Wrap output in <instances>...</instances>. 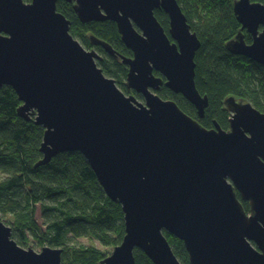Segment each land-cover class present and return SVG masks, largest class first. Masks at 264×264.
Listing matches in <instances>:
<instances>
[{
  "label": "water",
  "instance_id": "1",
  "mask_svg": "<svg viewBox=\"0 0 264 264\" xmlns=\"http://www.w3.org/2000/svg\"><path fill=\"white\" fill-rule=\"evenodd\" d=\"M59 2L74 4L82 23L117 25L132 57L95 36L91 44L127 66L125 86L144 103L98 67L102 58L74 38ZM234 13L242 28L229 51L264 66V4L237 0ZM200 48L178 0H0V88H13L19 117L45 129L37 166L80 153L122 207L125 236L101 264H136L137 250L153 264H182L165 232L184 243L189 264H264V113L231 96L229 129H207L158 94L164 85L205 118ZM12 237L0 219V264H63L62 249L38 253Z\"/></svg>",
  "mask_w": 264,
  "mask_h": 264
},
{
  "label": "trees",
  "instance_id": "2",
  "mask_svg": "<svg viewBox=\"0 0 264 264\" xmlns=\"http://www.w3.org/2000/svg\"><path fill=\"white\" fill-rule=\"evenodd\" d=\"M29 3L31 0H24ZM237 0H178L188 19L191 30L200 42L197 52L196 85L201 95L209 98V107L204 119L197 109L182 95L163 88L159 95L164 100L175 101L189 116L198 120L207 129L215 128V122L229 129L230 113L225 106L228 97L251 103L264 113V66L245 57L234 56L227 44L235 39L242 26L234 13ZM264 4V0H252ZM58 11L71 22V34L79 38L86 49H92L90 37L95 36L110 43L120 54L131 57L132 51L122 42L117 25L111 21L82 23L73 4L58 3ZM156 17L166 31L169 17L156 10ZM86 34V36H85ZM251 44L253 38L244 32ZM90 35V36H88ZM97 48V47H96ZM102 54H107L100 47ZM100 61L104 72L116 74L118 83L128 74L127 66L120 59ZM113 69V70H112ZM124 89L126 87L124 86ZM22 106L13 88H0V211L16 217L12 228L24 233L26 229L38 230L34 220L35 209L42 204L47 221L45 242L50 248L62 249L63 264H101L109 255L95 247L69 248L70 236L102 241L108 246L121 245L125 236L124 214L121 205L111 201L103 191L95 172L80 153H64L48 165L37 166L43 159L40 151L45 129L26 122L18 115ZM246 210L249 205L243 203ZM165 235L182 264H189V255L184 243L165 232ZM116 238V239H115ZM19 246L25 242L18 241ZM68 247V248H67ZM68 250H71L70 253ZM136 264H153L141 251L135 252Z\"/></svg>",
  "mask_w": 264,
  "mask_h": 264
},
{
  "label": "rangeland",
  "instance_id": "3",
  "mask_svg": "<svg viewBox=\"0 0 264 264\" xmlns=\"http://www.w3.org/2000/svg\"><path fill=\"white\" fill-rule=\"evenodd\" d=\"M86 36V34H85ZM90 36V35H88ZM78 41L81 40L79 38H76ZM82 44V43H81ZM83 45V44H82ZM84 46V45H83ZM86 48V47H85ZM89 51H91V49H89ZM95 51L98 55H100V57H102V61H108L111 60V56H109L108 54H102L99 51L93 50ZM119 62L121 63V60H119ZM98 67L101 68L102 70L105 69L104 67H101L100 65V61H97ZM113 70V69H112ZM104 71V70H103ZM105 75L108 78H111L113 80L116 81L117 86L120 88V90H122L127 96H135L140 102L144 103L143 97L140 95H137L133 90H129V89H124V86L126 84V77H122V84L120 85L117 81V76H115L116 74L113 73H106L104 72ZM126 87V86H125ZM4 178L3 175H1L0 173V180H2ZM0 219L2 220V222L7 225L8 227L14 228V226L16 225V217L12 214H8V215H4L3 212L0 211ZM34 220L36 221L37 225H38V230H36L35 232L33 230H28L26 229L25 232L22 234L20 232H15L17 237H15V239H17V242L22 241L25 242L26 244L23 245L21 244V247L24 249H33L34 251L40 253L42 252V250L44 249V247H50V245L45 242L44 240V236H46V233L48 231L47 229V221L46 218L44 217V211L42 208V204H38L36 206L35 209V216H34ZM71 240L69 242L68 247L69 248H75V247H95L97 248L99 251H101L104 254L107 255H112L114 250H115V246H108L106 244H104L102 241H99L97 239H89V238H75L72 235L70 236ZM116 239V238H115ZM16 241V240H15ZM67 247V248H68ZM62 249H65L64 247ZM71 250H68V252L70 253Z\"/></svg>",
  "mask_w": 264,
  "mask_h": 264
},
{
  "label": "flooded vegetation",
  "instance_id": "4",
  "mask_svg": "<svg viewBox=\"0 0 264 264\" xmlns=\"http://www.w3.org/2000/svg\"><path fill=\"white\" fill-rule=\"evenodd\" d=\"M73 6H74V4H73ZM166 14V13H165ZM167 15V14H166ZM99 47H95L94 46V48H92L91 50H96V51H99V52H101V50L100 49H98ZM102 49V48H101ZM103 50V49H102ZM102 53V52H101ZM132 56H133V54H132ZM131 56V57H132ZM129 57V56H128ZM102 58V57H101ZM101 62H102V60H100ZM155 75L157 76V77H161V75L160 74H158V73H155ZM163 88H166L164 85L161 87V90L163 89ZM160 90V91H161ZM159 91V92H160ZM159 92H158V94H159ZM136 93V92H135ZM137 94V93H136ZM137 95H139V94H137ZM141 96V95H140ZM238 198L240 199V201H241V203H242V205L244 206V204L243 203H247V202H245V201H243L241 198H240V195L238 194ZM248 205H249V203H247ZM245 208V207H244ZM246 210V209H245ZM246 212H247V214L248 215H250V206H249V210H246Z\"/></svg>",
  "mask_w": 264,
  "mask_h": 264
}]
</instances>
